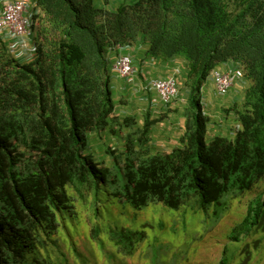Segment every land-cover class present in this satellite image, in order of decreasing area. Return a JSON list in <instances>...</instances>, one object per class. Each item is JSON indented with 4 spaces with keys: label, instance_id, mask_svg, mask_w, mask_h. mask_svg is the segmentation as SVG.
<instances>
[{
    "label": "trees",
    "instance_id": "obj_1",
    "mask_svg": "<svg viewBox=\"0 0 264 264\" xmlns=\"http://www.w3.org/2000/svg\"><path fill=\"white\" fill-rule=\"evenodd\" d=\"M37 3L43 18L35 61L21 63L0 35V264H69L71 254L92 264L74 240L79 204L92 212L91 239L113 259L100 236L105 203H118L121 213L186 206L212 211L216 222L229 198L264 182V0H137L117 10L94 0ZM140 37L149 58H182L188 67L191 110L171 153L148 154V118L139 127L135 118L113 117L108 54ZM229 63L250 83L233 107L240 128L207 141L201 92L212 71ZM109 127L128 130L123 151L107 150L111 167L87 153L89 135ZM263 235L264 191L231 229L219 264H252ZM108 238L117 254L133 256L145 235L119 226ZM154 253L150 262L159 260Z\"/></svg>",
    "mask_w": 264,
    "mask_h": 264
},
{
    "label": "rangeland",
    "instance_id": "obj_2",
    "mask_svg": "<svg viewBox=\"0 0 264 264\" xmlns=\"http://www.w3.org/2000/svg\"><path fill=\"white\" fill-rule=\"evenodd\" d=\"M208 84L209 80L206 85ZM233 112V118L236 119L235 110ZM103 134L93 132L89 135L90 145L87 153L92 155L96 162L103 161L105 166L111 167L113 158L108 155L107 150L115 148L116 142ZM263 191L264 182L242 198H229L228 212L216 222L212 211L195 212L186 206L176 211L161 204H152L139 212L127 206L121 213L118 203L109 201L103 205L104 214L100 222L105 233L100 236L107 254L115 255L113 259L102 255L98 242L91 239L90 229L93 224L88 216L92 215V212L88 211V207L79 204L81 220L74 240L79 253L90 255L92 264H163V256L161 257L159 252L165 256L166 264H219L231 229L243 219L249 201ZM118 225L121 228L131 227L145 235L144 241L136 246L133 256L117 254V248L108 238L111 228L116 229ZM262 237L264 239V235ZM152 249L159 257L156 262H150ZM69 264L81 263L71 254ZM252 264H264V243Z\"/></svg>",
    "mask_w": 264,
    "mask_h": 264
},
{
    "label": "crops",
    "instance_id": "obj_3",
    "mask_svg": "<svg viewBox=\"0 0 264 264\" xmlns=\"http://www.w3.org/2000/svg\"><path fill=\"white\" fill-rule=\"evenodd\" d=\"M137 0H94L99 8L117 10L123 5H130ZM36 38V33L31 35V40ZM149 42L140 37L138 42L130 47L110 51L108 59L112 74L113 99L116 105L114 117L135 118L139 127L143 126L146 118L152 122L150 129V139L146 145L149 155L157 153H171L180 146V140L186 132L188 122V110L191 106L188 102V92L185 89V79L188 74L186 61L182 58L172 60H161L149 58L147 51ZM120 54H125L133 59L136 70L132 80L121 79L113 70L116 58ZM21 63H27L26 58L19 59ZM233 63H229L220 68L222 71L238 69ZM174 77L179 82V96L171 104H164L158 94L148 88L150 82L160 79ZM207 84V83H206ZM203 87L201 100L203 111L208 118L207 141H211L215 136L232 137L237 121L234 116L233 107L240 104L245 97V92L250 83L247 80H238L235 77L234 85L227 96H219L215 90L212 79L209 84ZM207 86V87H206ZM124 101L122 104L121 101ZM110 127L103 134L105 137L115 140L113 150H124V136L128 130L123 131L116 128V133L110 131Z\"/></svg>",
    "mask_w": 264,
    "mask_h": 264
},
{
    "label": "built area",
    "instance_id": "obj_4",
    "mask_svg": "<svg viewBox=\"0 0 264 264\" xmlns=\"http://www.w3.org/2000/svg\"><path fill=\"white\" fill-rule=\"evenodd\" d=\"M41 14L37 0H0V35L11 54L24 57L28 62L36 58L37 44L31 40V35L40 28ZM113 70L121 79L129 81L136 73L133 59L124 54L117 57ZM233 75L231 70L212 72L218 95L226 96L229 93L233 86ZM148 88L154 90L165 104L171 103L179 94V82L174 77L150 82Z\"/></svg>",
    "mask_w": 264,
    "mask_h": 264
},
{
    "label": "clouds",
    "instance_id": "obj_5",
    "mask_svg": "<svg viewBox=\"0 0 264 264\" xmlns=\"http://www.w3.org/2000/svg\"><path fill=\"white\" fill-rule=\"evenodd\" d=\"M42 11V10H41ZM42 18H43V12H42V14H41V17H40V19H41V21H42ZM42 23V22H41ZM38 38H39V30L36 32V38L33 40L34 41V43H36L37 44V42H38ZM125 47H130V45L129 46H118L117 47V49L119 50V49H123V48H125ZM37 51H38V44H37ZM13 55H15V54H13ZM121 55V54H120ZM119 55V56H120ZM125 55V54H124ZM16 56V55H15ZM128 56V55H127ZM16 58L19 60V59H21V57H18V56H16ZM36 58H37V55H36ZM35 58V59H36ZM35 59L33 60V61H35ZM117 59V58H116ZM27 61V60H26ZM33 61H31V62H33ZM31 62H28L27 61V63H31ZM26 63V64H27ZM215 70H220V71H222L220 68H218V69H215ZM136 71V70H135ZM214 71V70H213ZM212 71V72H213ZM228 71H230V70H228ZM231 71H233V73H234V75H233V85H234V80H235V77L238 79V80H240V79H243L244 78V75H243V72H242V70L240 69V68H238V69H231ZM222 72H227V71H222ZM241 74L242 76L241 77H238V75L237 74ZM117 74V73H116ZM211 76H212V73H211ZM211 79H212V77H210ZM245 79V78H244ZM123 80H126V79H123ZM246 80V79H245ZM213 81V80H212ZM214 83V82H213ZM215 86V85H214ZM233 87V86H232ZM150 89V88H149ZM203 90V89H202ZM216 90V89H215ZM231 90V89H230ZM179 92H180V88H179ZM217 92V91H216ZM230 92V91H229ZM201 94H202V92H201ZM228 95V94H227ZM226 95V96H227ZM178 96H179V94H178ZM177 96V97H178ZM220 96V95H219ZM176 97V98H177ZM175 98V99H176ZM174 99V100H175ZM172 103V102H171ZM171 103H169V104H171ZM201 103H202V100H201ZM165 104V103H164ZM166 105H168V104H166ZM202 106H203V103H202ZM203 108H204V106H203ZM113 117H114V115H113ZM236 130H239V125H238V123H237V125H236ZM106 131H104V132H102V133H105Z\"/></svg>",
    "mask_w": 264,
    "mask_h": 264
}]
</instances>
